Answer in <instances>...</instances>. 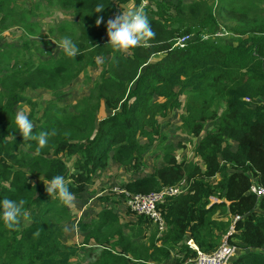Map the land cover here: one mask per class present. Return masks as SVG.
Segmentation results:
<instances>
[{
  "label": "trees",
  "instance_id": "trees-1",
  "mask_svg": "<svg viewBox=\"0 0 264 264\" xmlns=\"http://www.w3.org/2000/svg\"><path fill=\"white\" fill-rule=\"evenodd\" d=\"M98 5L103 9L95 12ZM134 7L144 10L155 35L127 53L116 52L106 44L105 22ZM57 11L74 18L44 22ZM97 17L103 18L99 25ZM12 27L21 29L20 46L33 49L35 60L13 56L18 42L3 34ZM0 33V199L23 201L21 215L31 220L14 230L0 223L1 264H74L82 250L92 256L85 264H131L132 258L155 254L159 257L152 260L161 262L170 252L179 264L195 256L187 240L210 251L230 226L227 239L238 253L229 264H264V194L250 191L252 183L264 187V0H0ZM182 35H189L186 45L174 47ZM65 36L80 48L74 61L60 47L48 58V50L38 49L39 38L52 42ZM89 68L97 70L93 85L73 111L53 98L39 118L33 108L27 114L34 133L49 132L48 143L38 152L35 140L24 142L29 151L18 149L23 138L13 118L15 106L29 102L26 91L48 86L54 93V83ZM102 106L107 110L99 115ZM180 108L179 127L189 133L190 143L195 140L191 161H179L169 143L162 148L161 164L141 173L144 153L161 141L159 120ZM59 121L84 133L67 136L54 129ZM110 163L135 174L123 187L131 193L187 181L184 193L158 204L166 223L156 238L159 245L151 239V245L134 250L129 237L151 227L142 215L136 229L122 234L109 195L117 193L124 202V194L95 182ZM56 175L85 204L86 215L76 224L84 232L79 243H68V228L51 221L56 212L69 215L45 191ZM91 240L95 244L87 249Z\"/></svg>",
  "mask_w": 264,
  "mask_h": 264
},
{
  "label": "rangeland",
  "instance_id": "rangeland-1",
  "mask_svg": "<svg viewBox=\"0 0 264 264\" xmlns=\"http://www.w3.org/2000/svg\"><path fill=\"white\" fill-rule=\"evenodd\" d=\"M64 12L57 11L51 17H47L46 19H44V22L48 24H52L54 23L53 19L55 18L61 19L63 17H69V16L71 19L74 18L73 16L69 15L68 13H64ZM231 22L235 23L234 21H231ZM40 30L44 31V33L47 32L48 25L43 24ZM69 31H72V33L74 32V34H76V30L73 31L72 29H70ZM20 33L21 35L23 34V32L21 31V29H19V27L18 28L12 27L11 29L3 32V34L6 35L8 40H11L13 38L15 39V42H18V45L15 48L16 50L13 52V56L19 55L17 56L19 61L21 58H26L27 56H29L30 59L35 60V57H37L38 54L35 53L33 49L27 50L26 48H23L20 46V38L18 37ZM34 36L38 37V34H35ZM39 40L43 42L42 48L40 46H39L40 48H38V49H41L40 52H44L48 50L47 53L44 54V55L47 54L45 56L46 58L49 57L48 56L49 53L52 54L51 56H55L57 54L56 52L59 49V41L61 40V38L54 37L52 39V42L48 41L47 38H42V39L39 38ZM96 74H97V70L89 68L86 71V73L85 72L81 73L77 78H72V79L67 78L63 83H62V80H59L58 82L54 83V86L57 88L56 92L54 93L48 88V86H43L42 88H37V89H28L26 91V94L29 97V102L17 104L15 106V111L23 110L26 112V114H28L29 111L33 108V110L36 112L37 118H39L43 113L44 107L46 106V101L49 99H53V98L56 99L55 102L59 104L62 108H65L67 111H73V105L75 104V102L81 96L86 95L89 91V88L93 85V80ZM182 98L184 100L185 96H182ZM105 110L107 109L102 106L101 110L99 111V115H103L105 113ZM182 115H183V112H182V109L180 108L177 111L173 110L172 112H170L167 118L159 120V128L161 131V141L159 143L156 141L144 153L142 160H141V163H142V168L140 170L141 173H148L152 171L154 168H156L157 166H159V164H161V155L163 151L162 148L165 144H169V143L173 145L175 149L174 152L179 161L182 159H185L186 161H191L192 147L194 145L195 140L192 138V142L190 143L191 137L189 133L185 132L179 127L180 119ZM205 127L210 128L211 127L210 123L207 122L205 124ZM54 129H60L59 131L63 134H66L67 136L81 135L84 133L83 129H81L80 127L71 126V125L65 124L60 121L54 125ZM22 142H23L22 144L18 145V149L29 151V143L25 144L24 143L25 141H23V139H22ZM230 143H231V146H233L234 141L231 140ZM99 173L100 174L95 176V182L97 186L100 185L107 190L110 187H113V190L116 189L117 191L123 190V191L130 192L128 190H124L123 187L125 183H127L133 176H135L133 172L128 171L125 168L123 169L120 165L110 163L109 166L106 168V170L100 171ZM110 194L111 195H109V198L113 201L111 202L110 205L113 208H116V212H118L120 209L121 211H123V213L126 216L130 215L136 218V215L133 214L125 206V204H123L121 196H119L120 200H118L117 193L116 194L110 193ZM210 200L216 201L217 199L215 197H211ZM78 202H79V199L74 198V204L72 206L64 205L65 210L69 209L68 217H66V214L64 213L56 212L51 221L52 222L61 221L66 227H68L72 222L76 226L77 217L74 215V213H72V210L77 208ZM97 209L98 208H95L93 211L96 212ZM25 214H27V211H25ZM30 222L31 220L29 218H26L25 215L20 214L17 224L20 227H26ZM69 233H73V236L72 238H70L69 236L68 240L74 241L75 243H79L82 240L80 236L77 237L76 233L74 232V229L72 230V232L71 230H69ZM19 236L20 235L18 234L17 237ZM156 237H157V231L154 230L153 237H152V243L154 244L156 243L155 242ZM150 243L151 242L149 240L148 244ZM2 244H4L3 241H2ZM170 253H173V252H170ZM78 256H80V254H78ZM78 256L76 257V259L78 258ZM82 257L83 259H85V261L87 260L85 253ZM154 257L157 258L159 257V255L155 254L153 257L150 256L149 259H154ZM76 259L74 258L72 259L74 264H77L75 263ZM83 259L79 262L80 264H82ZM141 264H145L144 261L141 262Z\"/></svg>",
  "mask_w": 264,
  "mask_h": 264
},
{
  "label": "clouds",
  "instance_id": "clouds-1",
  "mask_svg": "<svg viewBox=\"0 0 264 264\" xmlns=\"http://www.w3.org/2000/svg\"><path fill=\"white\" fill-rule=\"evenodd\" d=\"M102 9L103 8L98 5L95 12H100ZM102 19V17H97L95 24L99 25ZM105 27L107 36L106 44L109 45L112 50L119 53H127L141 46L143 43H147L155 35L146 13L140 7L119 11L113 18L105 22ZM59 47L64 56L72 61H74L77 55L81 54L77 43L68 36L63 37L59 41ZM13 124L15 131L19 132L23 141H37L39 145L36 149L37 152L48 143L49 132L40 131L38 134L34 133V124L25 111H16ZM10 139L13 141V136L11 134ZM45 191L49 196L54 195L65 206H72L74 204V194L65 184L63 176L56 175L52 177V179L48 181ZM22 204L23 201L18 202L8 198L0 199V223H2L6 229H15L21 214ZM175 256L178 257L176 254ZM172 264L177 263L174 262Z\"/></svg>",
  "mask_w": 264,
  "mask_h": 264
},
{
  "label": "built area",
  "instance_id": "built-area-1",
  "mask_svg": "<svg viewBox=\"0 0 264 264\" xmlns=\"http://www.w3.org/2000/svg\"><path fill=\"white\" fill-rule=\"evenodd\" d=\"M188 39L189 35L179 36L175 39L173 46L182 48L186 45ZM246 99L248 100V98ZM187 186V181L182 179L176 184L163 186L159 190L147 193H130L123 190H119V192L123 193L125 196L123 203L126 207L133 214L142 215L148 218L157 231V237H160L166 229V223L160 209L158 208V204L163 202L166 197H173L184 193ZM250 191L257 196H261L264 194V187L252 184L250 186ZM236 218H238L237 215L234 216V220ZM231 231L232 226H230V230L223 235L218 246L210 251H202L192 243V240H187L189 246L195 250V256L189 257L186 261L179 264H229L238 253L237 246L231 244L227 239V235H229Z\"/></svg>",
  "mask_w": 264,
  "mask_h": 264
},
{
  "label": "crops",
  "instance_id": "crops-1",
  "mask_svg": "<svg viewBox=\"0 0 264 264\" xmlns=\"http://www.w3.org/2000/svg\"><path fill=\"white\" fill-rule=\"evenodd\" d=\"M90 200L91 199H89L88 201L86 200V201L89 202ZM86 201H85V203H86ZM91 202H93V201L91 200L89 203H91ZM84 205L85 204H81V203L78 202L77 203V208L72 210V213H74V215L77 217V221H76L77 223L82 217H84V215H86V207ZM111 211H112V213L115 214L116 218L118 219V224L122 226V234L125 237H127L130 234V227H134V229H136V227H138V224L136 223L137 215H136V218L134 216H130V215L126 216L123 213V211H121L120 209H119L118 212H116V208H114ZM78 213H79V215H78ZM84 221H87V220H84ZM136 224H137V226H136ZM67 228H68V231L66 233V241L68 243H74V241L68 240L69 236H70V238H72V236H73V233H69V230H71V232H72V230L74 229V232L76 233L77 237L80 236L81 239L83 238L84 232H80L79 229L77 230L76 226L72 222ZM154 230H155V228L151 224V227H150L149 230L147 228V229H145L144 232L139 231L138 233L130 236L129 237V241L134 243L133 244L134 250H135L137 245H142L143 244L145 247L149 246L148 242H149V240L151 241V239L153 237V231ZM155 242H156L155 245H159L160 244L159 240L155 239ZM93 244H95V243H93V241L91 240L90 244H88L86 248L89 249V246H92ZM116 249L120 250V246H117ZM84 253H85V256H86V259H87L86 261L82 257L84 255ZM140 253H144V249H142V252L140 251ZM148 253H152V248L148 249ZM79 254H80V256H78L77 259L74 258V259H76L75 263H77V264H80L79 262L82 259H83L82 264H85V263L89 262L92 259V256L90 254H88L87 251H83V250L79 251ZM126 255L128 257H131L130 253H128V254L126 253ZM177 258L178 257H176L174 253H170L169 256L166 259L162 260L161 262H158L157 260H152V259L142 260V259H139V258H132L131 264H141V262H143V261H144L145 264H172V263H174L175 259H177Z\"/></svg>",
  "mask_w": 264,
  "mask_h": 264
}]
</instances>
